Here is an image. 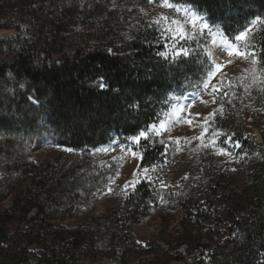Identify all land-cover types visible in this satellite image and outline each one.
Instances as JSON below:
<instances>
[{
  "label": "trees",
  "instance_id": "1",
  "mask_svg": "<svg viewBox=\"0 0 264 264\" xmlns=\"http://www.w3.org/2000/svg\"><path fill=\"white\" fill-rule=\"evenodd\" d=\"M171 1L195 8L230 41L253 20L264 18V0ZM106 3L0 0V29L18 32L0 38V55L16 49L0 61V171L14 175L7 183L0 179V203L14 195L12 207L0 209V264H131L136 259L137 264H264V163L249 175L255 194L248 191L247 199L237 201L223 179L234 176L233 171L223 174L213 168L215 160L206 150L196 151L186 166L189 175L182 187L166 191L162 209L178 202L176 208L184 214L176 236L164 232L144 242L134 238V226L154 209L156 182L139 185L107 216L73 227L62 224L77 217L75 209L97 191V179L81 171L84 158L72 166L61 157L37 165L31 153L36 140L51 135L61 148L85 151L107 145L115 136H137L159 120L172 94L203 84L212 69L199 41L186 48L189 55L165 58L158 55L164 48L148 28L121 41L112 30L104 33L102 28L116 18ZM105 14L114 15L103 20ZM24 25L29 26L27 35ZM248 44L263 71V27ZM260 76L252 77L247 92L236 84L229 88L226 114L218 123L234 142L260 148L264 156L263 145L245 133L246 117L254 125L262 117ZM101 82L106 86L100 87ZM248 93L255 96L258 112L249 106ZM171 146L150 136L141 146V167H167ZM166 171L169 177L174 167ZM28 176L31 182L24 186ZM232 186L237 189L235 179Z\"/></svg>",
  "mask_w": 264,
  "mask_h": 264
},
{
  "label": "rangeland",
  "instance_id": "2",
  "mask_svg": "<svg viewBox=\"0 0 264 264\" xmlns=\"http://www.w3.org/2000/svg\"><path fill=\"white\" fill-rule=\"evenodd\" d=\"M105 1L107 2L105 6L109 10H116V18L108 28H102L103 32L108 33L112 30L113 34L118 36L119 41L130 34L134 35L132 31H138L139 28L144 27L153 31L158 46L164 48L168 57L173 58L177 51L186 50L191 43L198 41L207 51L212 65L210 72L215 73L208 81L207 89L203 88V84L198 86L191 84L187 92L172 94L158 120L163 121L164 128L158 126L156 132H148L149 137L158 136L165 142H172V153L166 162L167 167H174V172L167 177V167L162 164L148 168L141 167L143 160L141 146L147 140L144 138L137 142L132 138L115 136L107 145L96 149L73 151L57 146L53 136L45 135L36 140L31 152L32 161L37 165H46L49 161L61 157L65 164L72 166L84 158L85 161L79 162L81 168L83 167L81 171L89 172L97 179V191L83 205L75 209L77 217L65 220L62 224L73 227L94 217L107 216L111 209L117 207L120 200H125L139 185L144 182H156L158 192L154 194V209L149 211L146 220L134 226V238L139 242H144L145 239L164 232L176 236L182 230L184 214L182 210L176 208L178 202H174L168 210L162 209V205L167 196L166 191L169 189L174 192L178 191L183 185V180L188 178L189 170L186 166H189L196 151H208L207 157L211 161L215 160L213 168L222 171L223 174L228 168L233 171L234 176L225 174L223 179L226 182L225 186H231L230 195L232 194L237 201L247 199L248 191L250 195L256 192V187L249 175L264 163L261 149L252 146L245 147L240 143L236 146V142L232 138L229 140L230 136H227V133L221 129L218 120L226 114L227 107L224 102L229 95V88L236 84L247 92L252 88V81H254H251L252 77L255 74L259 76L260 73V78L264 82V70H258V59L255 57V52L248 46L249 37L262 27L264 28V24L251 23L248 27L250 32L247 40L234 42V40L230 41L225 38L219 27L211 25L204 15L188 5L176 4L171 0H145L144 2L134 0L124 1L122 4L120 0ZM165 3L173 7L163 6ZM184 8H191L198 13L199 17L211 26L213 34L209 36L206 34L207 30L202 32L199 28L194 29L191 19L183 11L174 10ZM113 15L105 14L103 20H110ZM162 17H167V20L161 19ZM158 20L160 23H155ZM259 20L264 21V18H259ZM83 26L81 25L80 28ZM28 28V25L23 27L26 35ZM17 34L18 32L14 29H0V38L3 39L14 37ZM222 44L225 46L221 47ZM14 49L10 51L5 49L0 55V61L3 62L12 56V51L16 50ZM229 51L232 55H229ZM237 52L246 54L237 55ZM215 65L221 67L217 69ZM213 86H215V91H213ZM247 98L250 99L249 106L253 112H258L255 96L248 93ZM30 101L32 102L31 99ZM174 106H178L176 113L172 112ZM261 106L262 117L259 124H251L250 117H246L245 133L248 136H255L264 149V104ZM166 113H168L167 119H165ZM13 178L14 175L0 171V179H4L6 183ZM234 179L237 189L232 186ZM30 182L31 179L28 176L23 184L27 186ZM13 196L0 203L1 210H9L12 207ZM225 238V236L216 237V242L222 243ZM33 249L38 250L37 247ZM102 264L110 263L102 262ZM131 264H137V259Z\"/></svg>",
  "mask_w": 264,
  "mask_h": 264
},
{
  "label": "snow or ice",
  "instance_id": "3",
  "mask_svg": "<svg viewBox=\"0 0 264 264\" xmlns=\"http://www.w3.org/2000/svg\"><path fill=\"white\" fill-rule=\"evenodd\" d=\"M163 6H165V7H173L172 5H169V4H167V3H165ZM174 10H177V11H183L184 13H185V15L186 16H188L190 19H191V22H192V26H193V28L195 29V28H199V30L200 31H205V30H207V35H209V36H211L213 33H212V29H211V26L207 23V22H205L204 21V19L202 18V17H199V14L198 13H196L193 9H191V8H184V9H174ZM161 19H163V20H167V17H162ZM197 20H199V24H197ZM257 22H259V23H261V24H264V21H260L259 20V18L257 19V21H253V22H251V23H257ZM155 23H157V24H159L160 23V21L158 20V21H156ZM173 23H174V21H173ZM182 31V30H181ZM249 32H250V29L249 28H244L243 30H241L234 38H233V40H234V42H240V41H246L247 40V38H248V35H249ZM255 37H253V39H254ZM225 45H221V47H224ZM230 47V46H229ZM237 55H245L246 53H239V52H237L236 53ZM158 55H160L161 57H165V58H168L167 57V55H166V53H164V52H160V53H158ZM175 55L177 56V57H179V56H187V55H189V53H188V51L187 50H184V49H181V50H179V51H177L176 53H175ZM229 55H232V52L231 51H229ZM253 55H254V53H253ZM215 67L217 68V69H219L221 66L220 65H215ZM215 75V73H212V72H208V73H205V77H206V79H205V81L203 82V88L206 90L207 89V87H208V81L213 77ZM100 87H105L106 85L103 83V82H101L100 83V85H99ZM216 89H215V86H213V91H215ZM30 99L32 100V102L33 103H39V101L37 100V99H35L34 97H30ZM190 103H192V101H190ZM177 107L178 106H174L173 107V109H172V112L173 113H176V111H177ZM186 107V106H185ZM167 116H168V113H166L165 114V119H167ZM180 119H182V117H180ZM160 127V128H164V123H163V121H158L157 123H154V124H152L151 126H150V128H146L144 131H141L137 136H134V137H132V139L134 140V141H139L141 138H144V139H149V136H148V132L149 131H152V132H156V130H157V127ZM228 139L229 140H231V137H228ZM236 146H239L238 145V142H236ZM222 152H223V149L221 150Z\"/></svg>",
  "mask_w": 264,
  "mask_h": 264
},
{
  "label": "water",
  "instance_id": "4",
  "mask_svg": "<svg viewBox=\"0 0 264 264\" xmlns=\"http://www.w3.org/2000/svg\"><path fill=\"white\" fill-rule=\"evenodd\" d=\"M38 106V105H37Z\"/></svg>",
  "mask_w": 264,
  "mask_h": 264
}]
</instances>
